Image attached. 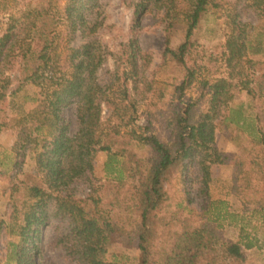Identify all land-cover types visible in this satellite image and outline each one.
<instances>
[{"label": "trees", "instance_id": "obj_1", "mask_svg": "<svg viewBox=\"0 0 264 264\" xmlns=\"http://www.w3.org/2000/svg\"><path fill=\"white\" fill-rule=\"evenodd\" d=\"M243 1L264 9V0ZM227 2L136 1L115 55L97 36L100 0H0V134L16 131L9 208L0 221L8 263L44 264L45 232L56 223L55 245L78 264H113L108 253L118 244L136 247L138 264H247L241 241L225 236L220 213L212 216L210 166L229 162L216 145L224 128L238 147L231 191L243 216L264 225V62L247 59L264 53V38ZM152 11L164 22L163 56L182 70L178 79L146 76L139 32ZM219 11L227 72L201 79L196 97L188 96L195 35L202 18ZM178 26L182 40L172 46ZM111 54L116 68L104 82L99 71ZM152 88L150 109L141 110ZM236 88L254 112L231 106ZM29 154L36 168L25 171ZM191 167L202 172L199 196L189 189ZM179 177L183 195L175 199L169 187Z\"/></svg>", "mask_w": 264, "mask_h": 264}, {"label": "rangeland", "instance_id": "obj_2", "mask_svg": "<svg viewBox=\"0 0 264 264\" xmlns=\"http://www.w3.org/2000/svg\"><path fill=\"white\" fill-rule=\"evenodd\" d=\"M65 3L66 0H61ZM101 6L96 12L103 21L97 36L113 53H117L121 44L127 41L129 29L132 23L133 3L140 0H100ZM242 11L243 21L249 23L255 32H261L264 38V9L255 11L248 7L243 0H228L226 9L231 11L234 7ZM224 11L218 13H208L201 21L197 34L194 38V48L191 52V63L196 71L195 81L186 90L188 96L196 97L200 89V81L204 78H216L225 75L227 72L224 62V33L225 20L222 16ZM249 25V26H250ZM178 26L172 34V46H177L182 40V30ZM166 31L164 22L160 14L156 11L148 12L142 19V29L139 32V40L145 52H148L149 58L146 68V76L156 81H165L168 79H178L182 75V70L174 68L172 62L165 61L163 51L165 47ZM115 55L111 54L100 69V80L107 82L112 78V73L116 68ZM247 59L261 60L264 62V53H248ZM142 90L146 89L141 86ZM235 98L231 102L232 107L244 104L249 113L254 112L253 102L247 96L244 90L235 89ZM146 99L140 101V109L147 108L148 103L153 99V88L144 93ZM10 113H15L14 107L10 108ZM147 120L143 117L139 124H146ZM16 131L6 130L0 134V221L6 218L9 208L10 186L12 183L13 163L15 160ZM216 145L223 150L229 157V162L225 164H212L210 166L211 180L209 182V191L215 201L213 217L218 218L219 224L223 227L225 236L241 241L247 254V264H264V225L257 218L243 216L242 202L232 191L233 164L236 158L238 147L230 139L228 132L224 128L217 130ZM104 157V156H103ZM102 157V158H103ZM36 168L34 156L29 154L24 164L25 171H32ZM202 172L196 167H191L188 173V183H190L194 196H199V181ZM180 178V179H179ZM169 187L171 195L178 199L183 195L184 182L179 177ZM187 178V177H186ZM89 189L80 187L78 195L87 196ZM200 199V198H198ZM217 209V210H216ZM219 211V212H218ZM56 223H53L55 225ZM52 225V226H53ZM50 226L45 232L44 246V264H78L72 261L66 254L64 248L55 245V236L53 227ZM8 235L4 231L0 233V264L8 263L5 259V249ZM248 241L255 245L247 247ZM138 249L136 247H126L121 244L110 248L108 261L113 264H138Z\"/></svg>", "mask_w": 264, "mask_h": 264}]
</instances>
